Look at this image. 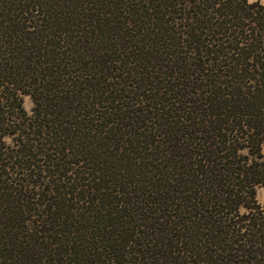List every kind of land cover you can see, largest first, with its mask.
Here are the masks:
<instances>
[{"label":"trees","instance_id":"16d2710c","mask_svg":"<svg viewBox=\"0 0 264 264\" xmlns=\"http://www.w3.org/2000/svg\"><path fill=\"white\" fill-rule=\"evenodd\" d=\"M258 187L264 6L0 0V264H264Z\"/></svg>","mask_w":264,"mask_h":264},{"label":"rangeland","instance_id":"374dc122","mask_svg":"<svg viewBox=\"0 0 264 264\" xmlns=\"http://www.w3.org/2000/svg\"><path fill=\"white\" fill-rule=\"evenodd\" d=\"M248 3H258L262 6H264V0H247ZM22 106L23 109L27 114H30V110L32 108V103L30 99L27 96L22 97ZM5 143L8 145L11 143V140L8 138L5 140ZM256 202L261 205L264 201V188L258 187L256 188V196H255Z\"/></svg>","mask_w":264,"mask_h":264}]
</instances>
